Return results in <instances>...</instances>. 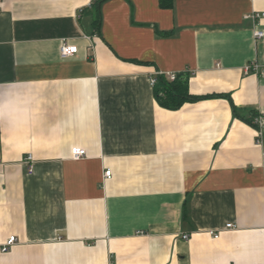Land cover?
<instances>
[{"label":"crops","instance_id":"1","mask_svg":"<svg viewBox=\"0 0 264 264\" xmlns=\"http://www.w3.org/2000/svg\"><path fill=\"white\" fill-rule=\"evenodd\" d=\"M92 1L0 2V264H264V0Z\"/></svg>","mask_w":264,"mask_h":264},{"label":"trees","instance_id":"2","mask_svg":"<svg viewBox=\"0 0 264 264\" xmlns=\"http://www.w3.org/2000/svg\"><path fill=\"white\" fill-rule=\"evenodd\" d=\"M106 0H93L91 4V8H94V12L96 13L93 20L94 30L97 34H100V22L101 18L98 14L101 4H103ZM170 7L171 2L161 0V7ZM188 75H177L174 81H168L163 76L156 77V84L153 86L154 96H156V100L158 104L164 109L178 110L180 106L186 102L194 103V101L204 100L207 97L200 96H192L188 92ZM230 100V97H228ZM232 107L233 117L239 119L246 123L248 126H251L255 130H259V125L257 123V118L260 116L254 110L243 111L237 107Z\"/></svg>","mask_w":264,"mask_h":264},{"label":"built area","instance_id":"3","mask_svg":"<svg viewBox=\"0 0 264 264\" xmlns=\"http://www.w3.org/2000/svg\"><path fill=\"white\" fill-rule=\"evenodd\" d=\"M2 0H0L1 2ZM254 36L256 37V39L260 40V38H263L264 37V33L262 31H256L254 33ZM78 51V48L77 46H74V45H65L63 44L61 49H60V57L62 59H66L67 57H70V56H73L77 53ZM257 66L256 65H252V66H249L248 68H246V70H250V69H253L255 71H257ZM158 76H163L164 78H166L168 81H174L177 77V74L175 73H172V72H165V73H157L156 76L154 77H151L150 79V83L151 85H155L156 84V77ZM257 123L259 125V130H256L257 131V137L259 139H262L264 133L262 131L263 129V125H264V117L263 116H259L257 118ZM71 155H72V158L75 159V160H78V159H81V158H84L86 155H85V150L80 148V147H74L71 149ZM33 160V157L31 155H27L25 156L24 158V162L26 164H31ZM111 177V172L109 170L105 171L104 172V178L105 179H109ZM232 224H227V226L225 227L226 230L229 229V228H232ZM210 235L214 238H219L220 236V233H210ZM189 238V235H183L182 236V239L186 241V239ZM15 239L14 237H9L7 240H6V244H4V246H2L1 248V252H6L7 249L12 246L14 243H15Z\"/></svg>","mask_w":264,"mask_h":264}]
</instances>
